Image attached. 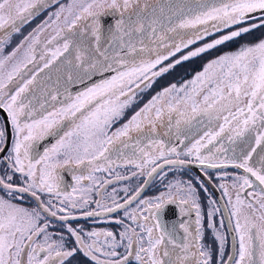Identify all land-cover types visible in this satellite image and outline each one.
Instances as JSON below:
<instances>
[{
	"label": "snow or ice",
	"instance_id": "6c2138e0",
	"mask_svg": "<svg viewBox=\"0 0 264 264\" xmlns=\"http://www.w3.org/2000/svg\"><path fill=\"white\" fill-rule=\"evenodd\" d=\"M222 46L235 50L114 127L157 78ZM0 112V264H264V0H0ZM190 165L200 174L143 198L165 166ZM170 206L189 217L182 236Z\"/></svg>",
	"mask_w": 264,
	"mask_h": 264
},
{
	"label": "flooded vegetation",
	"instance_id": "af4514ba",
	"mask_svg": "<svg viewBox=\"0 0 264 264\" xmlns=\"http://www.w3.org/2000/svg\"><path fill=\"white\" fill-rule=\"evenodd\" d=\"M185 72L186 73L188 72L189 74H193L194 71L191 69V67H189V69ZM179 74L180 73L176 72L175 77H177ZM182 75L183 74H180L178 77H181ZM89 86H91V85H89ZM160 86H161V84H159V85L157 84L154 90L159 89ZM83 89L84 88H82L78 91H81ZM76 92H74V93H76ZM143 104H144V102H142V103L141 102H139V103L134 102L133 105L125 111L124 116L120 119V121L117 125H114V127H118L120 124H123L124 122H126L127 119H129L131 117V115L134 114V111L139 110L140 106L141 105L143 106ZM2 115H4V114L2 112H0V116H2ZM54 142H55V139L53 138V140H51V142L48 145H50L51 143H54ZM164 172L166 173V176L164 177L163 183H161V177L154 174V178L150 181L149 186L147 187V189L143 193V198H151V197L156 196L160 191L164 190V185L167 184L169 181L181 180L183 177L187 178V180H188L189 178L200 174L198 168L196 170H192L191 172H187L186 170L184 172H182V171L177 170V169L169 170V168L167 166L164 168ZM63 174L65 175V183L66 184L69 183L70 177L68 176V174L66 172ZM98 175H104V174H98ZM146 178L147 177H142L141 180L146 179ZM118 187H123V183L118 185ZM69 191H70V189H69ZM209 191L212 193L213 198H217L210 187H209ZM218 192H219V190H218ZM120 195L123 196V193L121 192ZM199 195H200L201 207H202V209L206 210L207 203H208L206 198H205L206 194L203 191H201L199 193ZM220 195H221V193H220ZM222 202H224V201H222ZM170 207L174 208L175 215H172L171 213H169L168 217L165 218V222L168 224H175L176 231H177L178 235L182 236L183 235V229H181L179 227V224L182 221H187L189 219V217L187 215L182 216L179 212L178 207H176V206H170ZM194 218H195V214L193 213L192 219H194ZM218 219H219V215L217 216V220ZM80 223L83 224L88 229L95 227V228H107V229H110L113 231H119L120 230L119 227L117 225H114V224L101 223V224L93 225L91 222L85 223V221H83V220H81ZM204 242L208 243V244H212V236H211V233L208 231L205 232ZM213 247H215L214 244H213ZM77 261L82 262V264H92V262H90L86 258H84L81 253H77V255L75 256V258L73 260V264H76Z\"/></svg>",
	"mask_w": 264,
	"mask_h": 264
},
{
	"label": "rangeland",
	"instance_id": "374dc122",
	"mask_svg": "<svg viewBox=\"0 0 264 264\" xmlns=\"http://www.w3.org/2000/svg\"><path fill=\"white\" fill-rule=\"evenodd\" d=\"M61 3H67V0H60ZM58 5L53 4L51 7L46 8L42 11H40V13L38 15H36L34 18H32L30 20V22H28L27 24H25L20 33L13 34L10 40V43H8L5 47V52H9L12 50V48H14L17 44H19V42L25 37L27 36L29 33L33 32L34 29H37L38 26H40L41 24L44 23V21L48 18L49 13L51 12H55L57 10ZM49 35V32H45L42 36V39ZM210 39V38H208ZM248 39H252L251 37H249ZM203 41L201 42H197L196 45H192L190 46V48H195L197 46H200V44H202ZM235 50L234 47H224L222 46L221 49L219 51L213 50L210 54H204V56L202 58H193L189 61H185L182 62L180 65H177L174 69H172L169 73L165 74L164 76L157 78V80L155 81V83L151 86L150 89H147L144 93H141L140 96L137 97L135 102H144L147 103L149 99H151L152 95H155L157 92L161 91L163 87H167L168 85H170L171 83H183L187 80H191L195 74L199 71L202 70L203 65L207 62V60L214 58L216 55L221 54L222 52H226V51H232ZM187 51V50H185ZM180 54H178L179 56ZM167 63V62H165ZM189 67H191V69L194 71L193 74H189L188 72L186 73L185 71H187L189 69ZM175 72L183 74L181 77H175ZM161 84L160 88L157 90H154L156 87V85ZM142 98V99H141ZM140 99V100H139ZM143 104V105H144ZM142 107V105L140 106ZM137 111V110H135ZM134 111V112H135ZM181 180L186 181L187 178H182Z\"/></svg>",
	"mask_w": 264,
	"mask_h": 264
},
{
	"label": "water",
	"instance_id": "95a60500",
	"mask_svg": "<svg viewBox=\"0 0 264 264\" xmlns=\"http://www.w3.org/2000/svg\"><path fill=\"white\" fill-rule=\"evenodd\" d=\"M111 74H112V73H105L104 76L107 77V76H109V75H111ZM101 78H102V77H101L100 75H96V76H94V77L92 78V80H88V81H86L85 84H75V85H72V86H70V91H71L72 93H74V92H76V91H78V90H80V89H82V88H85L86 86L91 85V84L94 83V82L99 81ZM2 116H3V115H2ZM51 140H53V138H51V137L46 138V140L42 142V146H47V145L51 142ZM165 167H166V166H165ZM187 167H191L192 170H196V169H197V167H196L195 165H190V166H187ZM209 187L212 189V191L214 192L215 196H216L217 199H218V198L220 197V193L218 192V190L215 189V188H213L212 186H209ZM220 204H223V202L220 201Z\"/></svg>",
	"mask_w": 264,
	"mask_h": 264
},
{
	"label": "trees",
	"instance_id": "16d2710c",
	"mask_svg": "<svg viewBox=\"0 0 264 264\" xmlns=\"http://www.w3.org/2000/svg\"><path fill=\"white\" fill-rule=\"evenodd\" d=\"M175 74H176V72H175ZM155 88V87H154Z\"/></svg>",
	"mask_w": 264,
	"mask_h": 264
}]
</instances>
